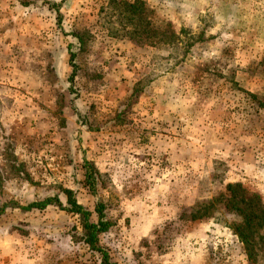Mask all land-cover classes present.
<instances>
[{
    "label": "rangeland",
    "instance_id": "374dc122",
    "mask_svg": "<svg viewBox=\"0 0 264 264\" xmlns=\"http://www.w3.org/2000/svg\"><path fill=\"white\" fill-rule=\"evenodd\" d=\"M236 183L264 202V0H0V264H102L67 191L113 264H264Z\"/></svg>",
    "mask_w": 264,
    "mask_h": 264
},
{
    "label": "trees",
    "instance_id": "16d2710c",
    "mask_svg": "<svg viewBox=\"0 0 264 264\" xmlns=\"http://www.w3.org/2000/svg\"><path fill=\"white\" fill-rule=\"evenodd\" d=\"M75 34V38L79 41L80 46L83 45V40L80 37L81 34L79 32ZM86 175L89 181L91 175L89 173ZM66 193L68 195V204L71 207L70 211L79 217L83 231V242L88 245L91 251L99 252L102 255V264H113L108 252L99 245V236L109 230L111 223L105 221L102 213L98 216L99 220L93 222L91 220V212L77 204L76 200L72 197L71 191H67ZM221 197L225 209L237 217V221L233 223L235 235L239 237L240 241L249 251V255L252 256L257 242L261 238L260 233L264 230V202L260 194L249 191L241 183H236L229 184L227 192L222 194ZM54 203H57L56 199L49 198L42 202L32 203L26 209L44 210ZM58 203L60 204L59 201ZM102 210V208H98L97 212L99 213ZM194 219L196 218L194 217Z\"/></svg>",
    "mask_w": 264,
    "mask_h": 264
}]
</instances>
